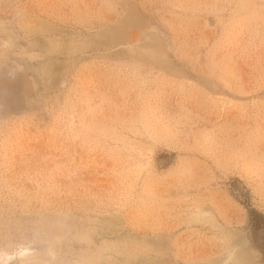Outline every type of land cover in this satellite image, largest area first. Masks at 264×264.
<instances>
[{
  "label": "rangeland",
  "instance_id": "obj_1",
  "mask_svg": "<svg viewBox=\"0 0 264 264\" xmlns=\"http://www.w3.org/2000/svg\"><path fill=\"white\" fill-rule=\"evenodd\" d=\"M264 0H0V264H264Z\"/></svg>",
  "mask_w": 264,
  "mask_h": 264
},
{
  "label": "trees",
  "instance_id": "obj_2",
  "mask_svg": "<svg viewBox=\"0 0 264 264\" xmlns=\"http://www.w3.org/2000/svg\"><path fill=\"white\" fill-rule=\"evenodd\" d=\"M252 222L256 233L264 232V214L257 211H252ZM261 251L264 253V243L260 245Z\"/></svg>",
  "mask_w": 264,
  "mask_h": 264
}]
</instances>
